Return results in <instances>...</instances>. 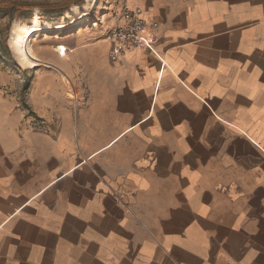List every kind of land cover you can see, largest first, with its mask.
<instances>
[{
	"label": "crops",
	"instance_id": "0c3cea01",
	"mask_svg": "<svg viewBox=\"0 0 264 264\" xmlns=\"http://www.w3.org/2000/svg\"><path fill=\"white\" fill-rule=\"evenodd\" d=\"M133 9L150 49L87 31L0 111V264H264V0Z\"/></svg>",
	"mask_w": 264,
	"mask_h": 264
},
{
	"label": "rangeland",
	"instance_id": "374dc122",
	"mask_svg": "<svg viewBox=\"0 0 264 264\" xmlns=\"http://www.w3.org/2000/svg\"><path fill=\"white\" fill-rule=\"evenodd\" d=\"M93 4L94 0H0V111L2 108L10 109L15 103V109L26 111V94L31 87L32 78L36 71L46 65L25 69L19 64L12 50L14 27L29 24L33 17L49 24H68L76 19L60 30L40 31L31 41V48L41 59L46 54L68 59L71 49L68 46L82 40L87 31L94 33L95 29L102 26H118L124 0H98L96 5ZM86 8V17L78 19ZM68 15L72 19L68 20ZM58 46L64 50L54 52ZM25 116L28 119L31 113L25 112ZM35 124H39V121H35Z\"/></svg>",
	"mask_w": 264,
	"mask_h": 264
},
{
	"label": "built area",
	"instance_id": "2783aa9c",
	"mask_svg": "<svg viewBox=\"0 0 264 264\" xmlns=\"http://www.w3.org/2000/svg\"><path fill=\"white\" fill-rule=\"evenodd\" d=\"M120 15L121 23L109 30L107 35L112 47L109 56L112 63H117L119 58L131 48L148 50L156 43V37L152 32L158 27L156 22L145 21L139 9L124 10ZM149 29L152 31L148 32Z\"/></svg>",
	"mask_w": 264,
	"mask_h": 264
},
{
	"label": "bare ground",
	"instance_id": "6f19581e",
	"mask_svg": "<svg viewBox=\"0 0 264 264\" xmlns=\"http://www.w3.org/2000/svg\"><path fill=\"white\" fill-rule=\"evenodd\" d=\"M89 1V0H88ZM98 3V0H94V5ZM85 13L80 15L78 19H84L88 13V9L84 10ZM70 20L72 16H67ZM76 21V19H72L70 23ZM70 23H61L56 22L55 24L49 23H42L38 17H33L32 21L29 24H21V25H14L13 29V40H12V50H14V55L17 58L19 64L25 69H35L40 67V65H50L47 64L44 60L39 58L34 50L31 48V41L32 39L40 32V31H55L60 30ZM12 38V37H11ZM64 48L61 46L55 47L54 52L63 51ZM49 67V66H48ZM52 68V67H51ZM56 70V69H55ZM65 81V85L67 87V94L69 95V99L72 100L75 98V95L72 93L71 83L69 79L63 77ZM75 100V99H74Z\"/></svg>",
	"mask_w": 264,
	"mask_h": 264
}]
</instances>
